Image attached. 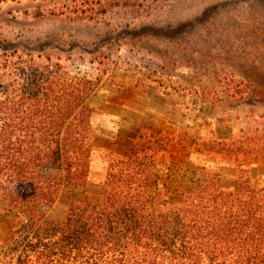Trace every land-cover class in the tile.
<instances>
[{
    "label": "trees",
    "instance_id": "16d2710c",
    "mask_svg": "<svg viewBox=\"0 0 264 264\" xmlns=\"http://www.w3.org/2000/svg\"><path fill=\"white\" fill-rule=\"evenodd\" d=\"M23 1L39 15L64 2L82 15L102 0L0 3ZM65 45L79 46L53 33L1 46L0 264H264V188L250 177L226 188L218 171L199 167L180 195L169 185L162 193L155 163L168 144L138 131L92 178L99 83L70 70ZM67 187L82 192L50 219Z\"/></svg>",
    "mask_w": 264,
    "mask_h": 264
},
{
    "label": "rangeland",
    "instance_id": "374dc122",
    "mask_svg": "<svg viewBox=\"0 0 264 264\" xmlns=\"http://www.w3.org/2000/svg\"><path fill=\"white\" fill-rule=\"evenodd\" d=\"M64 3L42 15L26 1L0 3V51L49 33L79 45L61 53L99 83L94 180L144 131L168 144L155 163L162 193L180 195L199 167L226 188L238 176L257 181L243 153L264 149V0H102L82 15ZM81 192L67 187L48 217L63 219ZM7 232L0 217V240Z\"/></svg>",
    "mask_w": 264,
    "mask_h": 264
},
{
    "label": "crops",
    "instance_id": "0c3cea01",
    "mask_svg": "<svg viewBox=\"0 0 264 264\" xmlns=\"http://www.w3.org/2000/svg\"><path fill=\"white\" fill-rule=\"evenodd\" d=\"M258 147V146H257ZM247 153V154H246ZM243 157L245 158L247 156V159L249 160V165L252 171H257V184L264 188V149L262 146H259L257 150L250 151H244ZM251 155V156H250ZM235 156H238V153L235 154ZM246 159V158H245ZM244 159V160H245Z\"/></svg>",
    "mask_w": 264,
    "mask_h": 264
}]
</instances>
